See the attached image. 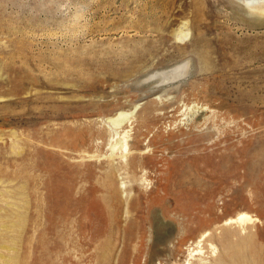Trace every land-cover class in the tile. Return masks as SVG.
<instances>
[{"label": "rangeland", "instance_id": "1", "mask_svg": "<svg viewBox=\"0 0 264 264\" xmlns=\"http://www.w3.org/2000/svg\"><path fill=\"white\" fill-rule=\"evenodd\" d=\"M12 213L18 264H182L194 248L264 264V15L239 0H0ZM239 213L252 221L226 224Z\"/></svg>", "mask_w": 264, "mask_h": 264}, {"label": "bare ground", "instance_id": "2", "mask_svg": "<svg viewBox=\"0 0 264 264\" xmlns=\"http://www.w3.org/2000/svg\"><path fill=\"white\" fill-rule=\"evenodd\" d=\"M243 7L247 8L251 13L264 15V0H239ZM182 34V33H180ZM180 36V35H179ZM134 55V54H133ZM126 56V55H125ZM124 57V56H123ZM126 115L124 112H119L115 114L114 116L110 117L109 120L115 125V126H121L125 121ZM126 134L124 135V139H126ZM15 218L16 216L8 215V216H2L0 215V264H18V253H19V246H18V239L15 236V239L12 240L14 245H6L7 242H9L10 237H12L20 228L19 222H15L8 227V224L5 223V220L7 218ZM18 217V216H17ZM21 219V217H19ZM245 221H252V219L249 217L246 213H239L235 218L228 219L226 221V224L231 223H240ZM6 233H5V232ZM10 233H13V235H10ZM3 250H6L10 253V251H13L14 255L11 257H6V255L3 253ZM212 253L209 251H205L203 249H195L190 254L187 261H185L182 264H207V261L209 258H211Z\"/></svg>", "mask_w": 264, "mask_h": 264}]
</instances>
